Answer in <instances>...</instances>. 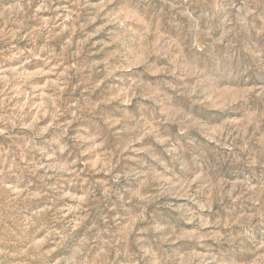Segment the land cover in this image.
<instances>
[{"label":"rangeland","instance_id":"obj_1","mask_svg":"<svg viewBox=\"0 0 264 264\" xmlns=\"http://www.w3.org/2000/svg\"><path fill=\"white\" fill-rule=\"evenodd\" d=\"M0 264H264V0H0Z\"/></svg>","mask_w":264,"mask_h":264}]
</instances>
